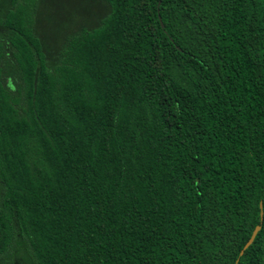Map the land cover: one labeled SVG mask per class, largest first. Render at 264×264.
Returning a JSON list of instances; mask_svg holds the SVG:
<instances>
[{
	"label": "trees",
	"instance_id": "trees-1",
	"mask_svg": "<svg viewBox=\"0 0 264 264\" xmlns=\"http://www.w3.org/2000/svg\"><path fill=\"white\" fill-rule=\"evenodd\" d=\"M49 6L0 0V264H264V0Z\"/></svg>",
	"mask_w": 264,
	"mask_h": 264
},
{
	"label": "rangeland",
	"instance_id": "rangeland-1",
	"mask_svg": "<svg viewBox=\"0 0 264 264\" xmlns=\"http://www.w3.org/2000/svg\"><path fill=\"white\" fill-rule=\"evenodd\" d=\"M49 4L52 10L54 8L57 9L55 12L57 15L55 18L56 23L60 22V19L64 21V19L69 18V26L78 24L88 15L95 14L100 8V0H49ZM39 29L52 32V29L49 28L44 20L40 21Z\"/></svg>",
	"mask_w": 264,
	"mask_h": 264
},
{
	"label": "water",
	"instance_id": "water-1",
	"mask_svg": "<svg viewBox=\"0 0 264 264\" xmlns=\"http://www.w3.org/2000/svg\"><path fill=\"white\" fill-rule=\"evenodd\" d=\"M161 21V20H160ZM161 26H163L162 22H161ZM259 217H260V222L263 218V211H262V204L260 203V213H259ZM261 225L260 223L255 225V227L253 228L250 237L248 238V240L245 242V244L243 245L242 249L239 252V256H241L244 252V250L253 242L256 234L258 233V231L260 230ZM238 262V258L236 259V263Z\"/></svg>",
	"mask_w": 264,
	"mask_h": 264
}]
</instances>
